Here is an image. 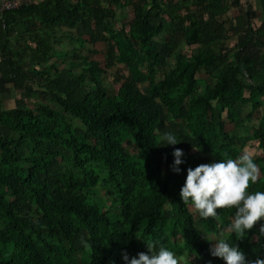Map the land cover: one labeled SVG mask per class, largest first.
Instances as JSON below:
<instances>
[{
	"label": "trees",
	"instance_id": "obj_1",
	"mask_svg": "<svg viewBox=\"0 0 264 264\" xmlns=\"http://www.w3.org/2000/svg\"><path fill=\"white\" fill-rule=\"evenodd\" d=\"M258 16L250 0H29L5 10L0 75L19 97L5 108L0 94V264H125V252H148L153 240L193 264H226L208 239L235 207L198 225L180 189L188 167L235 159L255 141L260 177L249 191H264ZM116 65L110 94L103 76ZM165 132L182 141L161 145ZM261 224L226 233L248 261L264 258Z\"/></svg>",
	"mask_w": 264,
	"mask_h": 264
},
{
	"label": "clouds",
	"instance_id": "obj_2",
	"mask_svg": "<svg viewBox=\"0 0 264 264\" xmlns=\"http://www.w3.org/2000/svg\"><path fill=\"white\" fill-rule=\"evenodd\" d=\"M163 141L161 145H176L182 140L172 132H165ZM183 155L181 148H174L173 171H181L179 166L184 163ZM259 177V166L247 151H242L235 159H220L187 168L180 197L184 203H191L199 217L216 218L217 209L235 207L229 228L214 239L207 238L215 241L210 249L211 255L222 258L226 264H264V258L260 257L248 261L239 244L226 238L229 231L248 232L264 218V191H249L250 182L254 184ZM259 231L264 234V224ZM147 249L148 252L141 251L131 258L125 252V264H179L178 255L158 240L147 242Z\"/></svg>",
	"mask_w": 264,
	"mask_h": 264
},
{
	"label": "rangeland",
	"instance_id": "obj_3",
	"mask_svg": "<svg viewBox=\"0 0 264 264\" xmlns=\"http://www.w3.org/2000/svg\"><path fill=\"white\" fill-rule=\"evenodd\" d=\"M251 3L253 4L254 8L258 11L259 16L256 19V23H260L261 20L264 18V0H250ZM18 3H20V1L18 0ZM243 3H245V0H243ZM119 16H121V10L119 11ZM126 13H128V10H126ZM229 14L231 15H236L237 14V10H235L234 8L230 10ZM116 27H121L120 21L118 20V22H116L115 24ZM230 42L231 44H233L235 42V40L231 39ZM91 46V45H89ZM95 47L100 49V44L96 45ZM100 58L102 59V56H100ZM120 73H123V67L121 65H116L113 66L112 68L108 69L106 71V74H104L103 79L109 89V93L112 94L114 93V91L116 90V87L114 86V82L113 79L118 77L120 75ZM206 75L204 73L200 74V78H205ZM0 90H1V98L3 101V105L5 108H10L16 105V99H18V95L15 94V92L12 89V81L11 80H0ZM38 99L37 98H26L24 100L25 104L33 107L36 103ZM246 109L242 106H239V111L242 115H244L246 113ZM261 112L264 113V107H261ZM161 114H162V118L163 119H168V116L166 115V112L164 110V108H162L161 110ZM249 129H252L253 126L257 125V119H253L251 122L247 123ZM233 125L232 124H227V128L228 129H232ZM238 132L240 134H243L245 132L244 128H238ZM257 143L255 141L250 142L248 145H246L244 147V151H247L250 155H254L257 152L256 149ZM98 198H105L106 197V191L104 188L100 187L98 190ZM105 204L107 206L111 205V198L109 196H107L105 199ZM114 210H117L115 207H113ZM191 211L194 214V218L197 221V224L200 225V219H199V215L197 210L191 206ZM224 231H221V233H223ZM219 234V235H220ZM218 237V236H217ZM216 237H211L210 239H214ZM211 242V246L215 243V241H210ZM179 261L182 264H193V260L191 257H188L186 254H184L183 256L179 257Z\"/></svg>",
	"mask_w": 264,
	"mask_h": 264
},
{
	"label": "built area",
	"instance_id": "obj_4",
	"mask_svg": "<svg viewBox=\"0 0 264 264\" xmlns=\"http://www.w3.org/2000/svg\"><path fill=\"white\" fill-rule=\"evenodd\" d=\"M18 4L17 0H0V16L5 10L17 7Z\"/></svg>",
	"mask_w": 264,
	"mask_h": 264
},
{
	"label": "crops",
	"instance_id": "obj_5",
	"mask_svg": "<svg viewBox=\"0 0 264 264\" xmlns=\"http://www.w3.org/2000/svg\"><path fill=\"white\" fill-rule=\"evenodd\" d=\"M18 1V0H17ZM20 2H26V1H29V0H19ZM252 1H254V0H252ZM4 79H6V78H4L2 75H0V80H4ZM7 80H10V79H7ZM12 89H13V85H12ZM13 91H14V89H13ZM15 92V91H14ZM0 94H1V90H0Z\"/></svg>",
	"mask_w": 264,
	"mask_h": 264
}]
</instances>
